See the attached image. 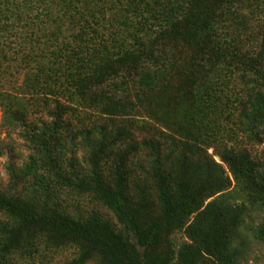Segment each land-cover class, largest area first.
I'll use <instances>...</instances> for the list:
<instances>
[{
    "label": "trees",
    "instance_id": "1",
    "mask_svg": "<svg viewBox=\"0 0 264 264\" xmlns=\"http://www.w3.org/2000/svg\"><path fill=\"white\" fill-rule=\"evenodd\" d=\"M14 60L0 129L31 154L0 189V264H244L254 212L264 243V159L239 144L264 151V0H0Z\"/></svg>",
    "mask_w": 264,
    "mask_h": 264
},
{
    "label": "rangeland",
    "instance_id": "2",
    "mask_svg": "<svg viewBox=\"0 0 264 264\" xmlns=\"http://www.w3.org/2000/svg\"><path fill=\"white\" fill-rule=\"evenodd\" d=\"M33 16V14H32ZM44 20V17L41 18ZM20 30L15 29L14 32ZM6 34L4 43L10 45L8 50L9 56L11 58L17 59V56L13 55L18 49L17 43L18 36L11 37L14 34ZM21 65L18 60L11 62H3L0 65V90H5L7 92H15L13 89H17L22 81L23 74L20 70ZM29 116L28 124L30 126L40 125L41 122H48L50 118L47 116L46 109L43 106H34ZM83 111V110H81ZM90 116V119L89 117ZM2 115L0 113V125H1ZM95 121V117L91 112H85L82 115L81 121L73 122V125H77L75 131L85 125H89L91 122ZM97 121V119H96ZM225 124V129L227 128ZM24 131L22 127L12 128L10 130L0 129V189H5L7 183H9V176L7 173V167L13 166L16 170L21 169L27 162L31 151L29 149L28 141L24 138ZM241 147L245 148L250 155L256 161H261L264 159V151L262 146L250 145L242 141L239 143ZM209 154H212V150H208ZM77 157L81 159L82 153L79 151ZM217 161V158H214ZM64 198V203H73V200L67 195H62ZM66 203V204H67ZM68 205V204H67ZM99 210V208H98ZM263 214L260 212H254L247 219H245V226L242 230V236L245 240L247 246V255L244 264H264V243H256L251 235V229L255 228L257 224L261 222ZM72 257V250L69 248H63L52 255H49L45 260L35 258L31 261H26L25 264H64L69 262Z\"/></svg>",
    "mask_w": 264,
    "mask_h": 264
}]
</instances>
